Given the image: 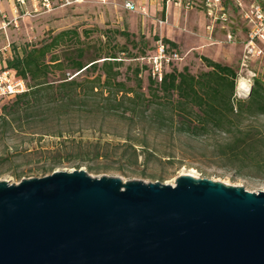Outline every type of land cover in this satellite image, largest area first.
I'll use <instances>...</instances> for the list:
<instances>
[{"label": "water", "instance_id": "1", "mask_svg": "<svg viewBox=\"0 0 264 264\" xmlns=\"http://www.w3.org/2000/svg\"><path fill=\"white\" fill-rule=\"evenodd\" d=\"M0 264H264V189L82 168L1 179Z\"/></svg>", "mask_w": 264, "mask_h": 264}, {"label": "rangeland", "instance_id": "2", "mask_svg": "<svg viewBox=\"0 0 264 264\" xmlns=\"http://www.w3.org/2000/svg\"><path fill=\"white\" fill-rule=\"evenodd\" d=\"M124 1L80 0L65 4V0H51L52 8L47 9L41 4V0H24L23 3H18L17 0H0V13L4 11L10 19L16 17L15 22L11 21L5 30H0V46L6 45L0 52V65L4 64V58L15 48L20 50L26 43H38L49 33L63 28L76 27L80 32L85 27L125 28L134 33L130 39H134L135 45L120 34L112 39L120 45L126 44L128 51L136 54L132 57L119 52L123 59L121 76L125 77L126 74L131 75L129 65L141 63L138 58L140 49L151 47L156 36L163 38V27L169 22L168 17L171 15L167 5H170L169 8L176 7V23L173 26L179 36L187 41L196 36L188 28L194 27L196 30L197 18H205L204 27L210 23L202 3L186 9L174 4L173 0H133L136 8L127 9ZM249 1L224 0L229 18L224 23L225 26H217L220 23L217 21L212 28V38L215 41L216 36L222 39L216 44L219 46L214 54L217 58L210 57L237 69L235 94L241 97L247 94L246 90L239 89L241 80L248 86L254 76H260L264 80V42L260 43L262 53H250L244 57L247 22L242 13ZM13 4L17 11L14 9L13 12ZM179 18H182L181 23ZM227 31L232 32L234 41L225 40ZM98 37L105 39L98 30H93L86 36L89 40ZM208 37H211L210 34ZM211 40L210 38L209 41ZM181 44L176 46L182 58L173 64L174 67L181 69L187 65L193 73L208 68L199 57V50ZM57 75L56 70L49 77L51 79ZM141 78L146 91L148 79L145 69L141 71ZM58 131L61 133L58 134ZM125 142L136 146L140 153L137 161L129 163L120 157ZM213 142L212 137L195 138L179 133L173 127L158 130L145 122L72 112L60 120L53 117L45 121L39 120L33 125L24 122L18 129L0 126V180L16 183L22 178L43 176L54 170L82 168L92 176L118 175L123 180L135 178L174 183L179 174L188 173L229 185H242L248 190L264 189V172L238 174L213 156ZM148 151L151 152L150 159L145 160L144 155Z\"/></svg>", "mask_w": 264, "mask_h": 264}, {"label": "trees", "instance_id": "3", "mask_svg": "<svg viewBox=\"0 0 264 264\" xmlns=\"http://www.w3.org/2000/svg\"><path fill=\"white\" fill-rule=\"evenodd\" d=\"M93 30L101 31L105 39H87ZM117 34L136 44L130 39L134 33L125 28L85 27L80 32L76 27H67L49 33L38 43L15 48L4 58L5 66L16 77L25 79L28 88L3 98L0 126L18 129L24 122L33 125L53 117L60 120L72 112L114 116L145 122L158 130L173 127L195 138L212 137V154L222 164L240 175L264 172L262 77L254 76L248 94L237 96V69L204 54L199 57L208 68L198 73L187 65L178 69L173 62L166 67L163 78L156 80L141 62L129 65L131 75L122 77L119 52L132 57L136 54L128 51L126 44L112 41ZM153 47L154 43L141 48L140 56ZM144 69L146 91L141 78ZM56 70L57 77L50 79V73ZM124 145L120 157L129 163L137 161L140 153L136 146L131 142ZM150 155L148 151L145 160Z\"/></svg>", "mask_w": 264, "mask_h": 264}, {"label": "built area", "instance_id": "4", "mask_svg": "<svg viewBox=\"0 0 264 264\" xmlns=\"http://www.w3.org/2000/svg\"><path fill=\"white\" fill-rule=\"evenodd\" d=\"M18 3H23L24 0H17ZM80 0H65V4L72 2H78ZM174 4L189 7L193 3V0H173ZM202 4L205 6L206 14L210 19L208 27L213 28L215 23L219 21L222 26H225L224 23L228 20V14L224 7L223 0H201ZM41 4L47 8H52L51 0H41ZM239 4H242L239 2ZM124 7L127 9H135L136 5L131 0L124 1ZM17 11V7L15 6ZM243 19L247 22V35L245 38L246 52L244 57L252 54L262 53V48L260 46L261 42H264V0H250L249 3L243 8L242 13ZM16 21V17L12 19L8 18L6 13L2 11L0 13V30L5 29L8 24L13 21ZM226 41H234V36L231 31H227L225 34ZM6 45L0 46V52ZM142 63L147 65L148 74L156 79L161 80L164 76L166 67L177 60L182 58V54L176 47L169 45L162 37H157L154 41L153 50L149 53L141 55L138 57ZM4 66V67H1ZM27 83L25 79L18 78L15 75V72L3 65H0V106L3 98L13 95L18 92L26 90Z\"/></svg>", "mask_w": 264, "mask_h": 264}, {"label": "crops", "instance_id": "5", "mask_svg": "<svg viewBox=\"0 0 264 264\" xmlns=\"http://www.w3.org/2000/svg\"><path fill=\"white\" fill-rule=\"evenodd\" d=\"M133 1V0H131ZM134 2V1H133ZM193 2H196V0H193ZM202 1L198 0L197 3H193L191 6L189 7H185L186 9L188 8H193L196 6L201 5ZM15 4H13L12 6V10L14 12V6ZM170 5H167V10L170 11V18L168 17V23H166L163 27L164 30V35L163 37L168 38L171 42L166 41L169 45L176 47L178 49V46H176V44H181V45H187L189 48L195 49V50H199L201 53L200 54H204L207 56H212L213 58H217L215 57V53H217V49H219V46L216 44H219L221 42L220 37L216 36V41L212 38V28L205 26L204 27V22H205V18H197L196 20V30L194 27L188 28L189 30L191 29L192 31H194L195 33V38L194 39H190L189 41H187V39L182 38L181 36H179L178 31H176L175 27L173 26L175 22V14H176V7L172 6L169 8ZM205 15V14H204ZM168 16V15H167ZM183 17V16H182ZM206 17V16H205ZM182 18H179V22L181 23ZM216 24V23H215ZM220 23H217V26H220ZM215 26V25H214ZM222 26V25H221ZM246 26V24H245ZM5 30V29H4ZM247 30V27H246ZM208 34H210V38L212 39L211 41H209V37ZM192 43V44H191ZM195 43V44H193ZM213 44V45H210ZM191 45V46H190ZM199 54V55H200ZM217 60V59H216Z\"/></svg>", "mask_w": 264, "mask_h": 264}, {"label": "bare ground", "instance_id": "6", "mask_svg": "<svg viewBox=\"0 0 264 264\" xmlns=\"http://www.w3.org/2000/svg\"><path fill=\"white\" fill-rule=\"evenodd\" d=\"M239 89L246 90L248 92L249 86L243 80L239 82Z\"/></svg>", "mask_w": 264, "mask_h": 264}]
</instances>
